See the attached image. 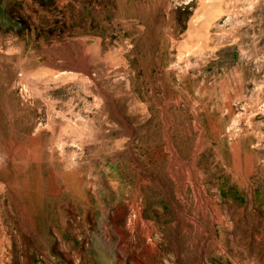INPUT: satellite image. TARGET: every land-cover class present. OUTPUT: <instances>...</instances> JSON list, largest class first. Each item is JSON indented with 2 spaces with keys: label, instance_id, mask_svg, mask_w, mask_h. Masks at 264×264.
<instances>
[{
  "label": "rangeland",
  "instance_id": "rangeland-1",
  "mask_svg": "<svg viewBox=\"0 0 264 264\" xmlns=\"http://www.w3.org/2000/svg\"><path fill=\"white\" fill-rule=\"evenodd\" d=\"M3 1L5 264H264V0Z\"/></svg>",
  "mask_w": 264,
  "mask_h": 264
},
{
  "label": "bare ground",
  "instance_id": "bare-ground-1",
  "mask_svg": "<svg viewBox=\"0 0 264 264\" xmlns=\"http://www.w3.org/2000/svg\"><path fill=\"white\" fill-rule=\"evenodd\" d=\"M208 1H211V0H208ZM3 0H0V16L3 15V12H2V7H3ZM220 8V4L215 2L214 5H213V9L211 10L210 12V15H213L215 12H217V10ZM221 9V8H220ZM203 10L206 11L207 8L206 6H203ZM218 15V14H216ZM215 15V16H216ZM214 16V18H215ZM213 18V17H212ZM194 25V24H193ZM94 54H97V49L94 48ZM39 172V171H38ZM17 186H22L23 185V181L21 179H17V181L15 182ZM90 183V182H89ZM87 184V183H86ZM17 204V203H16ZM3 211V210H2ZM23 211V210H22ZM4 221H2V218L0 216V250L1 251H4V241L6 239V227L4 226L3 224ZM29 225V224H28ZM12 227V226H11ZM0 251V252H1ZM6 258L7 256L6 255H3L1 258H0V264H5L6 262Z\"/></svg>",
  "mask_w": 264,
  "mask_h": 264
}]
</instances>
